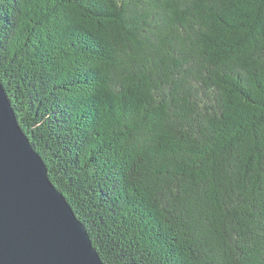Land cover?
<instances>
[{"label": "trees", "instance_id": "16d2710c", "mask_svg": "<svg viewBox=\"0 0 264 264\" xmlns=\"http://www.w3.org/2000/svg\"><path fill=\"white\" fill-rule=\"evenodd\" d=\"M0 81L106 264H264V0H0Z\"/></svg>", "mask_w": 264, "mask_h": 264}, {"label": "water", "instance_id": "95a60500", "mask_svg": "<svg viewBox=\"0 0 264 264\" xmlns=\"http://www.w3.org/2000/svg\"><path fill=\"white\" fill-rule=\"evenodd\" d=\"M0 264H106L0 81Z\"/></svg>", "mask_w": 264, "mask_h": 264}]
</instances>
